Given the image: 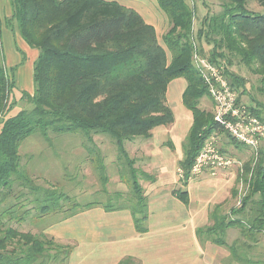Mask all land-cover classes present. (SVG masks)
Instances as JSON below:
<instances>
[{"label": "trees", "instance_id": "1", "mask_svg": "<svg viewBox=\"0 0 264 264\" xmlns=\"http://www.w3.org/2000/svg\"><path fill=\"white\" fill-rule=\"evenodd\" d=\"M9 1L12 16L5 21L7 28L18 33L39 54L33 69L34 91L22 92L21 98L26 99L30 108L9 117L15 108L10 96L17 88L16 67L6 68L0 25V264H50L61 253L68 260L71 247L57 244L43 232L36 235L21 231L13 224L21 225L30 217L41 219L60 214L62 221L99 205L74 203L69 196L58 192L55 187L59 184L50 185V189L37 185L34 175L23 168L20 153L23 142L36 133L47 141L51 133L84 135L87 138L84 148L104 182H107L106 167L95 148L94 137L109 135L131 182L127 179L129 192L110 195L122 202L103 207L107 211L130 210L137 232L147 233L148 196L137 179L134 161L130 160L125 144L138 138L148 140L157 127L175 123L167 99L168 88L173 81L185 79L187 87L182 102L192 113L193 122L178 166L183 172V186L189 183L192 168L206 142L213 135L226 132L215 121V112H207L199 105L210 93L194 56L217 68L221 66L219 59L228 65L237 59L238 64L261 75L264 85V14L248 8L253 1L264 9V0H223L221 12L205 16L196 35L194 22L198 8L193 0L194 6L187 0H157L169 22V30L161 37L162 43L153 25L136 10L116 0ZM204 42L213 45L209 57L203 54ZM226 73L236 84H241L231 73ZM237 104H241L238 97ZM257 107H250L247 116L264 124L261 111L264 106ZM262 146L259 157L254 156L257 164L248 180L249 193L242 200L243 206L231 211L236 216L259 195L256 216L246 221L215 213L214 224L197 231L206 241L228 246L239 261L244 255L237 253V246L228 245L227 231L239 227L250 236L264 232ZM143 175L147 181H155V177ZM175 196L188 203L187 191L177 190ZM28 205L33 206L28 208ZM119 264L138 263L126 258Z\"/></svg>", "mask_w": 264, "mask_h": 264}, {"label": "rangeland", "instance_id": "2", "mask_svg": "<svg viewBox=\"0 0 264 264\" xmlns=\"http://www.w3.org/2000/svg\"><path fill=\"white\" fill-rule=\"evenodd\" d=\"M129 1L136 6V2L141 0H127L128 3ZM152 1L155 4L154 9L156 10L157 14L155 13L154 16L151 14L147 19L154 22L152 25L155 27L160 42L162 43L161 37L169 30V22L167 16L158 7L157 0ZM193 1L195 4H197L198 8L196 9L197 20L194 22V31L196 35L203 18L205 16H212L221 12V4L224 1ZM193 1L187 0L191 6H194ZM248 8L251 11L264 14V9L253 1L249 2ZM0 25L1 31L3 27L7 28L6 22L4 23L2 19H0ZM7 29L10 30L9 28ZM10 31L12 34H14L13 46L21 54L19 58L21 57L22 64L20 63L17 66H24L26 57L24 53L21 52L22 50L17 44L18 38H20L21 41L22 38L18 33L13 32L12 30ZM1 43L4 52L6 68L8 70L15 68V66H11L8 63V56H10L11 50L7 42H5L4 35L1 36ZM202 49L203 54L209 57L210 52L213 49V45H208L204 42ZM168 56L169 58L171 56L169 52ZM195 57L200 59V56H194V58ZM196 58L194 60L195 62H197ZM217 61L221 62L219 69L222 72L223 77L226 80L228 79L232 82V88L236 92L237 97L241 102L239 106L244 107L246 112L249 111L250 107L259 108L257 107L258 104L264 106V85L262 83L261 75L255 73L252 69L247 68L242 64H238L237 59H233L232 64L229 65L222 59ZM224 71H226L228 74L231 73L233 77L239 79L241 84H236L231 76L230 79L228 75L224 74ZM15 74V80L17 81L18 74L17 72ZM186 87L187 81L185 79H177L169 85L167 99L176 117V124L167 127L169 130L178 131L181 128V124H185L186 127V120H179L182 114L187 112L192 118V113L183 105L182 102V94ZM19 91L20 90L16 88L13 94L10 96V103L15 102V108L9 114V117L16 115L23 109L30 108L26 99H21L22 92ZM213 102L214 101L209 94V96H205L200 100L199 105L203 110L213 113V111L215 112ZM261 111L264 117V110L262 109ZM182 121H184V123ZM160 128L163 130L165 127ZM158 129L159 128H157V130ZM189 129L190 126L186 134L185 129L183 131L186 136L188 135ZM212 138L217 148L226 154L227 157L232 158L235 163H233L231 168L217 171L215 175H212L211 172L205 170L203 174L191 178L193 183L203 182L205 180L218 182V199L221 200L222 198V200L218 205L211 207V212L209 214V225L206 227L212 226L214 224L215 218L213 217L215 216V213L218 216L227 215L230 219L239 218L246 221L252 219V216H256L255 208L257 206H255V203L259 200V195H256L253 198V203H248L245 209L236 216L232 215L231 211L233 209H240L243 206V198L249 193L248 180L251 178V174H253V171L256 168L257 160H255L254 157L256 155H253L248 147L231 140L226 132H220L216 135H213ZM94 139L96 144L95 148L101 153L104 166L106 167L104 176L107 178V182L101 180L99 172L96 170L95 163L91 162V157L84 148V145L87 144V138L84 135H53L51 133L49 135V141H47L48 139H43L39 133L33 134L27 140H25L20 147L22 166L23 168L26 167L27 170L32 175H34V180L36 181L37 185L41 186L42 188L50 189V185L59 184V186L55 187L58 192L69 196L74 201V203H96L99 205H108L109 203L117 204L122 202V200H118L116 198H114L115 200L112 199L110 195L115 192H129L127 179L130 180V174L128 170L122 167L123 162L122 160L120 161L118 159V149L112 142V138L109 135H97L94 137ZM164 145L166 147L167 143ZM125 149L130 160L134 161V168L137 172L136 176L140 184L142 181H147L143 174H148L153 177L157 176L156 171L149 167L150 164L154 165L155 163H153L152 160L150 161L148 152H151V150L155 148L150 145L147 139L138 138L132 143H126ZM262 150H264V143ZM95 159H97L96 155ZM248 170L251 171L249 174L247 173ZM123 174L124 176H122ZM197 194L198 192H194V195ZM32 206L33 205H28V208H31ZM61 218V214L57 216L50 215L41 219H34L33 217H30L27 222L21 225H13L21 231L32 232L36 235H40L42 232L45 233L47 224L51 223V221ZM242 233V229L239 227L231 228L227 231L225 240L228 244H234L236 242L238 243L234 244V246H237L236 251L238 254H250L249 258L252 260H258L264 263V232L256 233L254 236L243 233L248 237H244ZM203 237L205 238V236ZM54 253L55 252H52V254ZM64 258V253H61L59 258L50 264H69L68 260H65Z\"/></svg>", "mask_w": 264, "mask_h": 264}, {"label": "crops", "instance_id": "3", "mask_svg": "<svg viewBox=\"0 0 264 264\" xmlns=\"http://www.w3.org/2000/svg\"><path fill=\"white\" fill-rule=\"evenodd\" d=\"M116 1L136 10L148 24H154L147 19L151 14H157L152 0L137 1L136 6L127 0ZM11 16L10 1L0 0V19L5 23ZM2 35L11 50L8 63L16 67L18 74L16 87L21 92L32 94L33 69L39 52L18 38L17 44L26 58L24 66H17L21 63V54L13 46L14 34L3 27ZM179 120H186V127L181 124L178 131L157 127L159 129H154L148 139L155 148L148 152L150 161L155 163L149 167L156 171L157 176L153 183L141 182L148 196L147 233L137 232L130 210L107 211L103 205H95L66 220L56 219L47 224L45 234L57 244L71 247L69 264H119L126 258H133L138 264H264L249 258L250 254H243L239 261L228 246L213 244L199 237L198 229L209 225L211 207L218 205L222 198L218 199L217 181L193 183L191 180L183 186L178 164L183 159L182 143L186 140L185 134L192 125L193 116L191 118L186 112ZM180 189L188 192L187 204L175 196V191ZM194 192L198 194L194 195Z\"/></svg>", "mask_w": 264, "mask_h": 264}, {"label": "built area", "instance_id": "4", "mask_svg": "<svg viewBox=\"0 0 264 264\" xmlns=\"http://www.w3.org/2000/svg\"><path fill=\"white\" fill-rule=\"evenodd\" d=\"M201 73L208 84L209 93L215 104V121L239 144L249 148L253 155L264 141V124L259 119L247 116L244 107L237 104V94L232 90L228 81L223 77L219 68L207 60L196 58ZM232 158L227 157L211 137L198 155L192 168L191 178L201 175L208 170L215 175L217 171L231 168ZM181 179L183 172L179 171Z\"/></svg>", "mask_w": 264, "mask_h": 264}]
</instances>
